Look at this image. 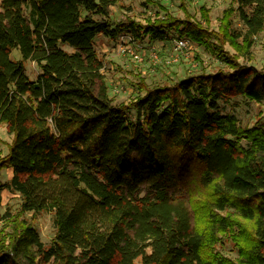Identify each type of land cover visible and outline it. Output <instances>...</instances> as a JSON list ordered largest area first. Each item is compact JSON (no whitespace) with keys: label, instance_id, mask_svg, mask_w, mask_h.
I'll list each match as a JSON object with an SVG mask.
<instances>
[{"label":"trees","instance_id":"trees-1","mask_svg":"<svg viewBox=\"0 0 264 264\" xmlns=\"http://www.w3.org/2000/svg\"><path fill=\"white\" fill-rule=\"evenodd\" d=\"M116 1L0 0V123L13 134L0 150V177L13 171L0 211L4 188L21 197L0 217V264H264V124L244 126L220 102L264 104V70L240 61L264 33V0H233L218 30L205 7L204 23L115 21ZM121 33L188 37L226 67L173 84L140 78V93L117 103L95 41ZM42 211L54 215L49 246L34 223Z\"/></svg>","mask_w":264,"mask_h":264},{"label":"rangeland","instance_id":"rangeland-1","mask_svg":"<svg viewBox=\"0 0 264 264\" xmlns=\"http://www.w3.org/2000/svg\"><path fill=\"white\" fill-rule=\"evenodd\" d=\"M233 0H117L116 4L111 7V18L115 21L124 20L126 18H135L141 22H145L146 16L166 15L170 13L176 17L183 18L189 13L195 20L203 22L201 8L205 7L209 10L210 23L209 27L218 30L220 26L223 11L232 4ZM236 5V4H235ZM238 27L242 26L238 13L233 16ZM204 23V22H203ZM122 34V33H121ZM117 40L109 38L102 34L95 41V48L103 61L102 72L104 79L108 85L109 96L114 102L128 101L140 93L136 84L140 78H144L149 85L170 83L173 84L180 79H184L191 74L201 72H215L221 67H226L217 57L206 50L203 46L192 43L188 50L177 56L176 61L167 58L174 53L173 39L151 40L147 37L139 39L143 44L144 59L142 61L135 60L126 52H121L117 46ZM255 42L251 49L252 59L240 57V61L246 65H253L258 69L264 70V33H259L254 38ZM71 49L69 45H65ZM155 48L160 60L155 61L148 50ZM226 48L230 52L235 50L226 44ZM11 54L16 59H23L21 50L14 48ZM174 56H176V51ZM26 73L33 79L37 80L40 74L38 64L33 60L25 61ZM101 80H97L96 88H100ZM225 111L234 113L240 123L244 126H252L258 121L264 124V104L255 100H250L243 96L231 95L228 101H220ZM134 114V111H130ZM13 134L10 133L7 124L0 123V150L3 154H7ZM246 143V139L242 140ZM13 171L11 168L1 170L0 179L3 182H9ZM4 205L0 211V217L7 209L15 212L21 205V197L17 193H12L9 189H3ZM33 212H27L26 216L31 218ZM35 225L39 229L40 236L45 246L52 243V239L56 234L54 223V215L49 211H42L36 214L34 220ZM0 224H2L0 219ZM221 251L231 256L237 257V250L232 241L224 239L219 245ZM136 264H142L141 259L136 260Z\"/></svg>","mask_w":264,"mask_h":264},{"label":"built area","instance_id":"built-area-1","mask_svg":"<svg viewBox=\"0 0 264 264\" xmlns=\"http://www.w3.org/2000/svg\"><path fill=\"white\" fill-rule=\"evenodd\" d=\"M117 40V46L119 47V50L121 52H126L130 56H132L135 60L137 61H142L144 59V53L143 51H147V49L143 48V44L140 42L139 39L134 38L131 34L129 33H122L120 34ZM173 39V48L174 53L168 56L167 58L171 60H166L165 63L167 62H172L177 60V56H179L181 53L184 52L185 50H188L191 47V39L188 37H182V36H173L171 37ZM148 50H151L149 52V55L155 59L156 62L160 60V57L158 53L156 52L155 48H149ZM176 51V56H174Z\"/></svg>","mask_w":264,"mask_h":264}]
</instances>
